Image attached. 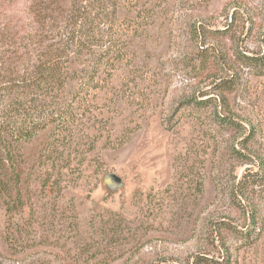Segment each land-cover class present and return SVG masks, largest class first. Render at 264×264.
<instances>
[{"label": "rangeland", "instance_id": "rangeland-1", "mask_svg": "<svg viewBox=\"0 0 264 264\" xmlns=\"http://www.w3.org/2000/svg\"><path fill=\"white\" fill-rule=\"evenodd\" d=\"M91 20L113 53L93 81L75 57L64 121L10 137L0 264H264V69L243 58L264 0H0V41Z\"/></svg>", "mask_w": 264, "mask_h": 264}, {"label": "trees", "instance_id": "trees-1", "mask_svg": "<svg viewBox=\"0 0 264 264\" xmlns=\"http://www.w3.org/2000/svg\"><path fill=\"white\" fill-rule=\"evenodd\" d=\"M39 16L38 14V18ZM90 22L92 24L80 25L77 30L78 40L74 37L72 40L69 37L64 39L61 36L52 40L54 37L49 36L55 28L46 26L45 32L38 34L48 37L47 41L36 40L38 34L35 31L29 32L31 39L26 41H0L1 183L9 177V171L15 187L21 181V175L16 171L13 141L10 137H14L15 141L29 140L66 118L69 100L63 99L62 95L69 82L75 79L70 66L76 61L75 57L94 56L95 59L85 62L92 68L87 80L93 81L101 61L113 53L114 49L107 46L111 40L104 41V35L101 37L105 32L107 38L109 30H98L96 24L92 20ZM97 30L100 31V38L94 39ZM7 32L9 30H5L2 35ZM58 34L61 35V32ZM243 58L247 65L264 69V54ZM61 124L63 123H59ZM224 261V258L223 261H214L200 256L196 258L195 264H226Z\"/></svg>", "mask_w": 264, "mask_h": 264}]
</instances>
